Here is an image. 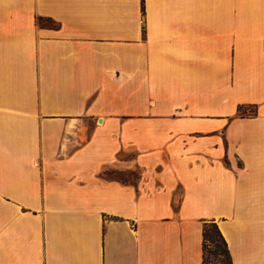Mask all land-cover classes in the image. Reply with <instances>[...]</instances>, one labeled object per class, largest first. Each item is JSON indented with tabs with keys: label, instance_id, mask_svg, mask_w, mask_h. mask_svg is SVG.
<instances>
[{
	"label": "crops",
	"instance_id": "0c3cea01",
	"mask_svg": "<svg viewBox=\"0 0 264 264\" xmlns=\"http://www.w3.org/2000/svg\"><path fill=\"white\" fill-rule=\"evenodd\" d=\"M206 224L264 264V0H0V264H202Z\"/></svg>",
	"mask_w": 264,
	"mask_h": 264
},
{
	"label": "trees",
	"instance_id": "16d2710c",
	"mask_svg": "<svg viewBox=\"0 0 264 264\" xmlns=\"http://www.w3.org/2000/svg\"><path fill=\"white\" fill-rule=\"evenodd\" d=\"M246 107H238V116L247 115L245 112ZM255 111L252 112L253 115ZM202 264H209L207 261L208 255H214L220 258V264H230V257L228 253L227 244L221 235L218 227L215 224H206L202 231Z\"/></svg>",
	"mask_w": 264,
	"mask_h": 264
},
{
	"label": "rangeland",
	"instance_id": "374dc122",
	"mask_svg": "<svg viewBox=\"0 0 264 264\" xmlns=\"http://www.w3.org/2000/svg\"><path fill=\"white\" fill-rule=\"evenodd\" d=\"M245 112L247 114H252V112H254V109L253 108H247V109H245ZM207 261L209 264H220V262H219L220 258L217 256H214V255H208Z\"/></svg>",
	"mask_w": 264,
	"mask_h": 264
}]
</instances>
